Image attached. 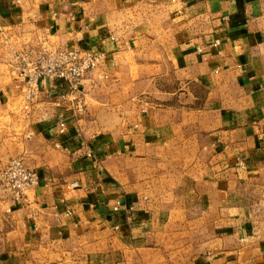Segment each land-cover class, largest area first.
<instances>
[{
    "label": "crops",
    "instance_id": "crops-1",
    "mask_svg": "<svg viewBox=\"0 0 264 264\" xmlns=\"http://www.w3.org/2000/svg\"><path fill=\"white\" fill-rule=\"evenodd\" d=\"M43 45L105 54L85 113L52 79L25 109ZM21 156L0 264H264V0H0V168Z\"/></svg>",
    "mask_w": 264,
    "mask_h": 264
},
{
    "label": "built area",
    "instance_id": "built-area-1",
    "mask_svg": "<svg viewBox=\"0 0 264 264\" xmlns=\"http://www.w3.org/2000/svg\"><path fill=\"white\" fill-rule=\"evenodd\" d=\"M218 44L219 42H216V45ZM17 59L19 61L17 76L26 88L25 109H29V105L38 95L40 82L52 79L68 83L69 92L62 95V99L73 102L79 113H85L87 103L82 83L87 76L102 66L105 54L79 47L65 49L43 45L33 59L24 53L17 54ZM65 129L66 123L61 121L60 132ZM38 185L37 172L29 167L23 156L11 159L0 168V186L9 193L11 202L23 203L27 193Z\"/></svg>",
    "mask_w": 264,
    "mask_h": 264
}]
</instances>
